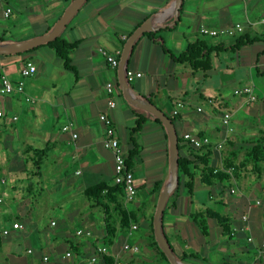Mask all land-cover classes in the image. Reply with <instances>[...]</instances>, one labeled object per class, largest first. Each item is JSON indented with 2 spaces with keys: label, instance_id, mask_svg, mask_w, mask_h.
Instances as JSON below:
<instances>
[{
  "label": "crops",
  "instance_id": "obj_1",
  "mask_svg": "<svg viewBox=\"0 0 264 264\" xmlns=\"http://www.w3.org/2000/svg\"><path fill=\"white\" fill-rule=\"evenodd\" d=\"M173 2L85 1L61 33L66 42L77 43L70 54L76 75L65 70L62 61L48 47L28 55H0V76H6L13 83L21 81L20 70L25 63L36 67L34 75L22 80L23 93L0 95L3 114L0 144L7 155L3 171L12 172L17 181L27 179L36 181L37 185H57L62 189L63 198L76 209L68 217H78L71 218L78 221L74 234L67 230V222L58 224L51 220L50 227L62 229L49 231L41 229L39 224H28L16 218L23 226L21 230L4 228L10 230L8 235H2L4 229L0 231V264H88V258L99 245L106 246L111 258L123 264H168L150 237L154 216L150 211L155 212L159 197L153 185L162 181L165 187L170 173L167 133L162 123L155 121L156 117L142 110L140 114L149 118L135 136L140 147V158L133 166L138 194L125 209L136 218L137 229L129 236V230L120 228L118 215L110 207V224L115 233L112 243L107 245L109 237L103 210L83 194L89 186L113 185L114 159L102 146L104 127L98 119L106 111L109 98L105 85L113 84L111 97L115 108L108 115L126 154L131 148L130 130L139 113L138 108L124 99L118 86V70L108 64L102 51L119 61L126 40L146 20L153 28H158L153 31L158 32V39L155 42L141 35L133 44L126 68L141 76L127 81L129 91L168 117L176 111L179 122L175 130L181 138L185 133H193L208 137L213 144L225 140L221 150L214 151L218 169L228 155L236 166L244 164L252 147L258 142L264 144V96L262 99L255 96L254 102L244 95H236L230 101L223 98L228 97L226 90L235 84L240 87L233 90L252 87L254 93L253 72L264 76V36L260 26L264 0H182L176 22L171 13ZM69 4L63 0H0V43H17L47 34ZM7 9L10 14L5 16ZM237 24L242 26L241 32L225 33ZM173 25L172 29H166ZM201 28L219 33L203 35ZM197 42L209 50L207 73L193 72L187 65L174 62L160 47L162 43L177 56ZM199 83L205 91L214 88L222 92L219 99H205L211 107L209 113L202 105H195ZM232 95L235 96L234 91ZM198 98H204L203 94L199 93ZM227 113L230 114V132L222 125V117ZM65 126H70V131H63ZM11 141H16L17 147ZM46 144L52 147L49 156L41 163L40 172L33 176L28 162L30 155L25 154V149L28 146L43 148ZM183 145L182 154L186 155L190 147ZM196 182L200 189H205L208 202L215 204L213 208L202 204L203 209H193L194 188L192 196L180 193L176 208L167 209L162 216V232L175 251L195 253L203 260L198 263L188 260L183 264H264V250L259 245L264 237V209L254 204L255 200H264V161L259 172L248 164L241 177L233 179L227 187L223 182L210 187L200 184L198 179ZM174 200L171 197L168 206ZM206 210L230 219V237L222 236L221 228L212 218H208V236L200 235L189 216ZM22 215L29 216L24 210ZM243 215L248 216V222L242 221ZM77 231L82 234L76 235ZM136 235L143 239H136ZM249 237L252 242H248ZM126 243L137 246L138 252L122 251ZM68 253L70 257H66Z\"/></svg>",
  "mask_w": 264,
  "mask_h": 264
},
{
  "label": "trees",
  "instance_id": "obj_2",
  "mask_svg": "<svg viewBox=\"0 0 264 264\" xmlns=\"http://www.w3.org/2000/svg\"><path fill=\"white\" fill-rule=\"evenodd\" d=\"M68 4L72 0H63ZM87 1V0H86ZM181 8L179 9V12ZM179 17H177V21ZM174 25L170 28L172 29ZM51 30V27L47 30V33ZM158 32H145L142 36H147L151 40L157 42V34ZM135 45V44H134ZM41 47L50 48L54 55L62 61V66L65 70L72 72L76 75V70L71 64L70 54L77 47V43L70 44L66 42L62 38V34L59 37L54 39L52 42L42 44L37 48L32 50L25 51L23 53L9 55V56H22L28 55L35 50ZM160 47L163 52L167 53L169 57L176 63L185 64L188 68L193 72H204L207 73L210 70V62H209V50L201 43H192L186 47V49L179 55H172L169 50L161 43ZM134 46H132L130 50V54L133 50ZM5 56V55H1ZM139 113L136 115V121L133 128L130 130V145L131 148L127 151V159L126 166L133 171V166L135 162L140 158V147L136 142L135 136L138 135L143 128L145 127V123L149 116L142 115L140 112L142 110H137ZM170 120L176 126L179 122V117L176 115L169 116ZM155 121L159 124L160 121L155 118ZM177 133V132H176ZM178 136V164H177V177H178V185L174 192L169 196L166 206L163 211V215L165 214L167 209L176 208V201L180 196L181 187L187 189V195L192 196L194 193L195 182L198 179L200 184L210 187L216 183H222L224 181L231 182L233 179L238 180L242 175L243 168L248 164H251L255 171L259 172L260 166L264 161V147L261 143H257L252 147L250 152L247 154V159L244 164L235 165L230 155L223 159L222 168L218 169L215 165L214 160V151H212L211 147H205L199 150L189 148L190 150L186 155L182 154L183 144H186L182 138ZM51 145L46 144L43 148H36L33 146H28L25 149V154L30 155L28 158V162L32 165L31 171L33 176L37 175L40 172L41 163L49 156L51 151ZM232 157V156H231ZM235 158V156H233ZM164 187V182L156 181L153 185L154 191L157 195L160 194L161 190ZM84 197L89 200L93 205L100 207L103 210L105 215V221L107 223V236L109 237L108 244L112 243V238L115 233V228L110 224L112 221L111 217V209L114 208L115 213L118 215L119 226L122 230H129L132 225H136V218L132 216V214L128 213L125 209L126 204L124 203V195L122 191V187L119 185L113 184L112 186H107V184H96L93 186H89L84 191ZM171 197H174V202L168 206V201ZM215 205V204H214ZM208 212V213H207ZM192 223L198 229L200 235L204 237L208 236V218H212L217 222V225L221 228L222 236L230 237L232 233L230 219L213 211H198L193 212L189 216ZM13 222V221H12ZM137 226V225H136ZM151 234L150 237L152 239L153 245L158 250L160 256L167 263V259L165 254L158 247L153 233V224L151 223ZM168 240V239H167ZM171 249L175 255V258L181 263H187L188 260H195L197 263L203 261L199 258V256L195 253L187 254L185 251L181 254H178L174 247L170 244ZM105 264H114V260L110 257L104 258ZM169 264V263H168Z\"/></svg>",
  "mask_w": 264,
  "mask_h": 264
},
{
  "label": "rangeland",
  "instance_id": "obj_3",
  "mask_svg": "<svg viewBox=\"0 0 264 264\" xmlns=\"http://www.w3.org/2000/svg\"><path fill=\"white\" fill-rule=\"evenodd\" d=\"M238 75V74H237ZM253 79L255 83L254 87V95L258 96L259 99H262L264 96V76L261 74L258 75L256 72H253ZM25 80V79H21ZM247 80L244 81L246 83ZM242 83L241 85H243ZM231 84V83H229ZM236 87H240L239 85L235 84L232 88H229L226 90L228 92V97H223L227 101L232 100L236 98V95H232V92L238 89L233 90ZM207 91V92H206ZM204 90L202 85L199 83L196 85V99L197 102L195 105H202L205 109L206 113H209L211 107L207 105L205 99L207 97H216V99H219V96L222 92H216L213 89L211 90ZM199 93L203 94L204 98L199 99L198 95ZM209 93L212 94L209 96ZM191 101V99H190ZM180 109H177L179 111ZM194 112V111H192ZM13 146L17 147L16 143L14 141ZM3 144H0V231L4 228L10 227L12 224V221H15L16 218L22 219L24 221H28V224H39L40 228H48L50 230H58L62 229L60 227L52 228L50 227V221L54 220L58 224H61L63 222H67V230L70 234H74L76 229H78L76 223L78 222L71 221V218L74 217H68L69 213H72L76 209L70 206V202L65 200L63 198V192L60 187L57 185H51V184H42L37 185L36 181H30L27 179H22L20 181H17L13 177L12 172H7V174L4 173L5 164L4 160L7 156L5 154V150L1 149ZM23 178H25V175H23ZM3 181V183H1ZM195 189H196V198H195V206L193 209L199 210L203 209L202 204L205 206H210L213 208L212 202H208V197L206 194L205 189H200V185L198 182L195 183ZM223 186H228V182L224 181ZM13 188H15L13 190ZM180 193L183 195L187 194V189L181 187ZM261 206L264 209V200L261 201ZM130 204V203H129ZM130 206V205H129ZM71 207V208H70ZM26 209V210H25ZM23 210L25 212H28L29 216H23ZM77 212V211H76ZM151 214L155 213L151 209ZM166 215V214H165ZM26 217V218H25ZM78 219V217H75L74 219ZM141 236L136 235V239L140 238ZM81 237H77V239H80ZM143 239V237H141ZM173 242V238H170ZM182 246V244H181ZM144 251V250H143ZM130 258L129 256L127 259ZM130 260V259H129ZM126 261V259H125ZM139 263V261H136ZM150 263V261H149Z\"/></svg>",
  "mask_w": 264,
  "mask_h": 264
},
{
  "label": "built area",
  "instance_id": "obj_4",
  "mask_svg": "<svg viewBox=\"0 0 264 264\" xmlns=\"http://www.w3.org/2000/svg\"><path fill=\"white\" fill-rule=\"evenodd\" d=\"M10 14V10L7 9L4 12L5 16H8ZM260 26H261V32L262 35L264 36V15L260 18ZM242 31V26L241 25H235L233 28L228 29L225 31V33L232 35L234 32H241ZM200 33L203 35H208V36H216L218 35V31L215 30H209L206 28H201ZM103 55L106 56V60L108 64L112 68H117L119 61L114 58L113 56L107 55L106 52L102 51ZM36 72V67L30 63L27 62L25 65L21 68L20 70V75L22 79L30 77L34 75ZM141 74L139 73H133L132 71L127 70L126 71V79L127 81H131L135 77H140ZM113 84L112 83H107L105 85V91L107 95L109 96L108 100L106 101V111L101 113L98 117L99 121L104 127V138L102 141V146L104 149L110 151L113 155L114 159V177H113V184L119 185L122 187L123 195H124V203L129 204L132 203L136 200L138 190L135 184V176L134 173L131 169H129L126 166V153L119 144V140L116 137L115 133V128L113 126V122L111 118L108 115V112L111 111L112 109L115 108V102L112 99L113 95ZM14 92L18 93H23V81H19L16 83H13L7 78L6 76H0V95H9ZM235 95H244L248 101L254 102L256 100V97L253 93V88L252 87H244L242 89H238L234 91ZM27 101H31L29 98L26 99ZM181 107V105H180ZM200 109H197L199 111ZM177 112L173 111L171 115H176ZM2 112L0 111V117L2 116ZM229 119H230V114H224L222 117V125L225 127L226 132H230L231 128H229ZM70 126H65L62 128L63 131H70ZM73 138L76 137L75 134L72 135ZM184 142L191 148L199 150L205 147H211L213 151L219 152L225 142V140H222L221 142L213 144L211 140L208 137H200L197 134L193 133H185L183 135ZM264 147V144H263ZM264 194V192H263ZM255 206H260L261 202L260 200H255L254 201ZM243 222H248V216L243 215L241 217ZM10 228L12 230H21L23 226L18 222V221H13ZM137 229L136 225H132L129 229L128 235L130 236L133 231ZM243 229H249V228H243ZM9 229H4L2 231V235H8ZM82 231H77L76 235H81ZM248 242H252V237H249ZM260 249L264 250V237L261 238L260 240ZM122 251L124 252H138V247L134 245H129V244H124L122 247ZM66 257H70V254H66ZM105 257H113L111 253H109L108 249L104 245H99L95 248L94 254L91 255L87 263L88 264H105L104 263V258ZM114 264H123L121 261L114 260Z\"/></svg>",
  "mask_w": 264,
  "mask_h": 264
},
{
  "label": "water",
  "instance_id": "obj_5",
  "mask_svg": "<svg viewBox=\"0 0 264 264\" xmlns=\"http://www.w3.org/2000/svg\"><path fill=\"white\" fill-rule=\"evenodd\" d=\"M86 0H72L67 8L64 10L63 14L55 22L53 28L45 35L39 36L30 40L17 42V43H0V55H14L23 53L28 50L37 48L42 44L52 42L54 39L60 36L62 31L65 29L66 25L70 19L76 14V12L81 8ZM182 0H174L172 6V16L174 17V22L177 21L178 12L181 6ZM174 22L172 24H174ZM170 24V25H172ZM158 28H153L149 20L143 22L138 28H136L131 35L126 40L120 60L118 63V86L119 90L122 92L124 99L140 110L146 111L160 120L164 126L168 142V165H169V181L159 194L158 201L156 204L155 213L153 216V233L155 241L160 248V250L165 254L166 259L169 264H183L179 262L173 253L166 237L162 232V216L163 211L166 206L169 196L174 192L178 185L177 177V164H178V136L175 130V126L170 120V118L165 115L162 111L155 108L151 103L146 100L139 99L135 97L128 88V82L126 79L127 71V58L129 52L135 43V41L145 32H153Z\"/></svg>",
  "mask_w": 264,
  "mask_h": 264
}]
</instances>
